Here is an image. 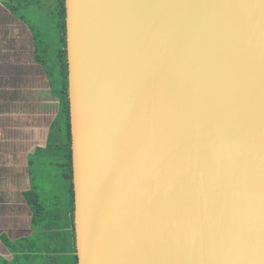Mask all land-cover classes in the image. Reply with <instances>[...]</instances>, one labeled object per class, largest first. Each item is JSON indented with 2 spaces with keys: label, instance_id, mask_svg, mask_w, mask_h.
Instances as JSON below:
<instances>
[{
  "label": "water",
  "instance_id": "1",
  "mask_svg": "<svg viewBox=\"0 0 264 264\" xmlns=\"http://www.w3.org/2000/svg\"><path fill=\"white\" fill-rule=\"evenodd\" d=\"M64 5L77 264H264V0Z\"/></svg>",
  "mask_w": 264,
  "mask_h": 264
},
{
  "label": "trees",
  "instance_id": "2",
  "mask_svg": "<svg viewBox=\"0 0 264 264\" xmlns=\"http://www.w3.org/2000/svg\"><path fill=\"white\" fill-rule=\"evenodd\" d=\"M44 1L0 0V5L29 32L33 63L46 79L49 96L57 101V113L50 123L45 146L34 148L27 156L28 189L21 195L30 212V232L14 240L0 234L1 243L12 255L10 262L1 260L0 264H77L73 233L65 0H53L54 7L48 13L53 29L44 26L45 34L36 30L19 12L22 9L41 7ZM53 30L56 32L55 49L52 37L49 39V31ZM42 180L48 183L45 199L41 198L44 196L41 192L44 186ZM58 181L63 183V194L51 188Z\"/></svg>",
  "mask_w": 264,
  "mask_h": 264
},
{
  "label": "rangeland",
  "instance_id": "3",
  "mask_svg": "<svg viewBox=\"0 0 264 264\" xmlns=\"http://www.w3.org/2000/svg\"><path fill=\"white\" fill-rule=\"evenodd\" d=\"M53 7V0H45L41 7L22 9L19 12L36 30L45 34V31H43L44 26L53 29L48 18V13ZM2 15H4V13H0V39L5 32H8L3 26L4 17ZM49 34L51 35L49 39L52 37V45L53 49H55L57 47L55 44L56 32L55 30L49 31ZM11 43L12 70L14 77L11 130L13 137L12 179L14 186V218L11 222L12 230L7 232L11 238H17L27 235L30 232V226L28 228L30 212L19 194L20 191L28 189L24 156L27 152L32 151L35 145L40 143L44 145L43 139L46 138L50 123L56 114L57 101L49 96L46 81L44 78L42 79L43 74L41 70H36V67L33 66V47L30 43V36L25 26L16 19H13ZM0 99L3 100L4 95H0ZM1 113H3V110L0 109V114ZM5 118L8 120L4 114L0 116V132L5 128ZM8 132L7 128V133ZM3 148L4 142L0 141V150ZM0 177H2L0 180V188H3L4 173L2 166L0 167ZM42 182L44 186L41 192L44 196L41 198L45 199L48 183L46 180H42ZM51 188L56 189L55 192L58 194L64 193V186L60 181L52 185ZM15 216H18V218H15Z\"/></svg>",
  "mask_w": 264,
  "mask_h": 264
},
{
  "label": "crops",
  "instance_id": "4",
  "mask_svg": "<svg viewBox=\"0 0 264 264\" xmlns=\"http://www.w3.org/2000/svg\"><path fill=\"white\" fill-rule=\"evenodd\" d=\"M0 13H4V15H2L4 17L3 26L5 27L6 31L8 30V32H5L1 36V39H0V95H4V99L3 100L0 99V109L3 110V113H1L0 116L4 114V116L8 118V120H6L5 118L6 120L5 128L1 130L0 132V141L4 142V148L0 150V167L1 166L3 167V173H4V186L3 188H0V234H5L8 236V238H10L11 240H14L16 238H11L7 232V231L12 230L11 222H12V219L14 218V206H13L14 205V202H13L14 186H13V179H12L13 137L11 134L12 117H13L12 94H13V84H14V77H13V70H12L11 40H12V27H13L14 18L12 14L7 9H4L1 5H0ZM30 43L32 44L31 38H30ZM32 64L33 66L36 67V70H40L34 63ZM43 78L46 81L44 75H42V79ZM46 86H47V82H46ZM47 89H48V86H47ZM7 94H8V97H7ZM7 128L9 131L8 133H7ZM46 138L43 139L44 145L40 143L38 145H35L34 148L36 147L43 148L46 143ZM34 148L32 149V151L27 152L26 155L24 156L26 173H27V156L33 152ZM1 179L2 177H0V180ZM27 180H28V177H27ZM25 191L26 190H22L20 191L19 194L21 195ZM15 218H18V216H15ZM28 228H29V222H28ZM27 235H23L19 237H25ZM1 260L10 262L12 260V255L0 241V261Z\"/></svg>",
  "mask_w": 264,
  "mask_h": 264
}]
</instances>
